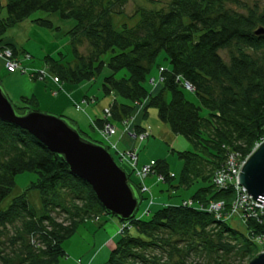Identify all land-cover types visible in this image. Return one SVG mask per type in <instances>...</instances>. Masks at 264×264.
<instances>
[{"label": "trees", "instance_id": "16d2710c", "mask_svg": "<svg viewBox=\"0 0 264 264\" xmlns=\"http://www.w3.org/2000/svg\"><path fill=\"white\" fill-rule=\"evenodd\" d=\"M6 1L0 38L37 11L57 13L75 23L67 35L76 63L64 66L53 58L47 60V71L60 84L93 82L110 70L103 94L115 100L109 106L110 119L104 113L105 118L92 124L94 131L107 120L122 124L142 105L143 119L149 108H156L171 132L184 136L195 149L179 153L184 163L179 184L191 188L202 181L208 186L196 193L191 205H184L186 201L163 205L148 220L137 212L131 221L121 222L126 227L105 264H248L255 258L257 239L264 234V215L246 218L244 232L230 228L226 221L232 217L227 215L233 190L217 188L213 179L228 155L245 159L264 139V34H255L264 31V12L246 8L240 0H171L167 8L139 10L135 27L118 29L114 18L124 14L127 0ZM3 8L0 0V15ZM36 24L54 29L49 20L39 19ZM7 46L14 56L20 55L15 46ZM222 50L230 53L228 64L219 54ZM162 52L170 66L159 67L161 88L155 93L146 83ZM186 82L193 91L186 90ZM188 93L198 98L199 106L188 99ZM21 105L17 109L24 111L35 109L38 102L22 99ZM135 130L139 134L146 129L137 123ZM125 171L141 201L147 199L133 169ZM154 171L164 183L172 185L176 179L165 161H156ZM25 172L38 175L32 188L40 191L46 214L37 216L26 193L0 211V264H58L66 255L64 241L79 225L111 214L92 187L73 176L58 155L27 131L0 121V205L15 188L16 177ZM218 202L223 203L219 218L209 210Z\"/></svg>", "mask_w": 264, "mask_h": 264}, {"label": "rangeland", "instance_id": "374dc122", "mask_svg": "<svg viewBox=\"0 0 264 264\" xmlns=\"http://www.w3.org/2000/svg\"><path fill=\"white\" fill-rule=\"evenodd\" d=\"M3 1V10L1 11V18L7 17V1ZM171 0H157L154 2L150 0H127L124 5V14L115 16L114 21L115 25L118 29H122L124 25L129 28L135 27L140 21V15H138V11L141 9H158V8H167L168 4ZM242 5L246 8L255 9L258 13L264 12V0H240ZM227 8L232 10H237L239 12L245 13V10L237 7L236 5H228ZM39 19L49 20L54 24V29H48L40 27L36 24V21ZM74 22L71 20H63L57 13H46L42 11H37L32 14L27 20L21 22L20 24L14 26L9 29L7 33L2 37L3 41H9L10 44L15 45V47L19 50V57L22 60V63H26L29 65H34L39 69H48L47 60L48 58H53L55 61H58L60 64L64 66L74 65L76 60L73 55V48L71 46V39L67 35V32L74 26ZM0 46H2L0 44ZM7 46V45H6ZM8 47V46H7ZM10 48V47H8ZM83 52H86V47L83 48ZM220 56L224 60L226 64L229 63V51L222 50L220 51ZM29 57V58H28ZM110 56L107 57V60ZM170 62L167 59V56L164 52H162L156 60L155 65L150 74V80L146 83V87L151 92H158V87L160 86V71L159 67L169 68ZM23 67V66H22ZM19 73V72H18ZM19 73V76L23 77L24 81L27 83L28 78L30 77L27 74ZM111 75L109 69H105L98 77L97 80L93 82H84L78 85H71L68 83L62 84L69 92H72L70 89L75 88L77 91V95H85L89 94L90 96L98 97V111L103 108L104 104L111 100V98L104 97L103 94V82L104 79ZM123 75V74H122ZM121 74L117 75V78L122 77ZM6 76L4 61L0 59V85L5 89L8 87L9 81L4 84V78ZM29 76V77H28ZM154 80V82H153ZM12 84V83H11ZM34 83L31 82V85ZM42 90L44 93L47 92V97L50 98V85L49 88L43 84ZM18 86H21L18 85ZM47 88H46V87ZM7 93V92H6ZM43 93V94H44ZM62 95V94H61ZM188 99L195 103L196 105H200V102L196 96L192 93H188ZM11 99V98H10ZM166 99L171 100L170 94L166 95ZM12 101V100H11ZM13 102V101H12ZM16 108L21 110V105L18 103H13ZM49 107L50 102L47 99L46 103H43ZM29 107V106H28ZM33 108V107H29ZM39 108V107H38ZM39 110L41 112L54 115L49 111H45L42 108ZM143 106H138L135 108L133 117L134 123L131 128L135 126V123H142V113ZM49 112V113H48ZM105 111H102L104 114ZM202 114L205 115L206 112L202 111ZM77 116H82V125L79 129L91 138L92 141L102 142L105 147H108L103 141L101 135L91 129L88 120L84 119L85 115L79 113ZM58 116V115H55ZM80 116V117H81ZM60 117V115H59ZM65 117V116H64ZM94 117V113H93ZM67 118V117H66ZM69 119V118H68ZM80 119V118H79ZM72 121V119H69ZM73 122V121H72ZM144 127L149 129L151 135L145 141H141L139 139H134L137 142V147H140V151L137 149V153L139 155L143 154L144 158L150 160L153 157L156 161H165L170 169L172 175L176 177L173 179V183L168 184L161 181H158V173L151 175L148 179L145 180V184L150 186L151 196L154 199V205L151 209V215L147 216V211L150 208L151 197L148 195V198L143 197L144 199L141 201L138 217H142L144 220H148L152 217V215L160 209L163 205H181L184 201L189 202L196 193L208 186L207 183L199 181L195 183L191 188L181 187L179 184L180 175L182 173L184 163L183 160L179 157L180 152H194L195 149L193 145L184 137L180 135H175L171 132L170 128L164 124L158 117V110L156 108H149L148 116L146 117ZM119 134H123L125 128L122 124L117 125ZM126 134V133H125ZM129 139H131V136ZM131 139V141H132ZM264 141V139L262 140ZM111 142L112 138H111ZM115 144V143H114ZM256 148V147H255ZM254 148V149H255ZM253 149V150H254ZM112 154L115 155V158L119 160V156L115 154L114 150L109 149ZM123 150V149H122ZM249 156V155H248ZM247 156V157H248ZM246 157V158H247ZM243 159V160H246ZM121 162V161H120ZM121 166L124 170L130 171V166L127 163H121ZM136 178V177H135ZM38 181V175L31 172H25L19 174L16 177V185L11 194L1 203L0 211L7 210L9 206L12 204L13 200L22 196L23 194H27L29 204L31 208L35 211L38 217L44 216L45 209L42 203L41 193L38 189H33L32 185ZM157 181V182H156ZM104 222L99 225L95 220H89L81 225H79L75 234L64 241L62 247L65 251V256L61 257L58 264H105L113 248L116 246V243L120 237L121 229L124 224H121L114 216H103L102 219ZM115 221L116 224H112L111 221ZM227 225L232 228L239 230L241 232L245 231V225L238 215H234L226 221ZM121 225V227H120ZM120 229V230H119ZM119 230V233H118ZM259 246V253L264 251V245L262 243H257Z\"/></svg>", "mask_w": 264, "mask_h": 264}, {"label": "water", "instance_id": "95a60500", "mask_svg": "<svg viewBox=\"0 0 264 264\" xmlns=\"http://www.w3.org/2000/svg\"><path fill=\"white\" fill-rule=\"evenodd\" d=\"M255 34L263 35L264 31L259 29ZM0 121L27 131L58 155L73 176L92 187L109 214L121 222L135 218L141 204L139 191L111 151L86 137L74 122L36 109L19 111L1 85ZM238 184L246 189L253 203L263 204L264 141L246 158L238 175ZM248 264H264V251Z\"/></svg>", "mask_w": 264, "mask_h": 264}, {"label": "built area", "instance_id": "2783aa9c", "mask_svg": "<svg viewBox=\"0 0 264 264\" xmlns=\"http://www.w3.org/2000/svg\"><path fill=\"white\" fill-rule=\"evenodd\" d=\"M0 59L4 61L5 67L9 73L14 74L19 72L21 74H27V71L22 67V60L19 56H14L11 48H8L7 46H0ZM29 76L30 78H35L42 81L45 79H52L56 84H60L59 80L56 77L50 75L46 70L37 71L33 74H30ZM160 82L161 79L159 84ZM185 88L188 91H193V87L188 82L185 83ZM83 104L89 103L85 100ZM77 107L78 109H81V105H78ZM110 112L111 111L109 108L105 110L106 119H110ZM134 121V117L132 116V118L122 123L125 128L124 133L130 135L134 139L145 141L149 138L151 133L148 130H144L142 133L137 134L135 130L137 123H135L133 130H131ZM117 130V125L108 120L104 123L102 128L97 129L108 148L112 149V151L114 150L115 154L119 156L121 163L125 162L128 164V166H130V168L133 169L135 177L140 183L141 192L151 197L150 205H153L154 199L150 195L151 191L150 188L145 184V180L151 175L156 174L154 171V163L151 162L150 164L140 167L138 166L139 154L135 148L128 149L124 152L119 151L116 144L111 142V138L117 134ZM258 145H256V147ZM244 162L245 160H243L238 154L228 155L224 166L215 174L213 179V183L217 188H225L227 186L232 188L234 200L230 206L229 214L227 216L231 217L238 215L242 222H244L246 218L256 217L258 214L264 215V201L262 205L259 203H253L252 198L247 196L248 193L246 189L238 184V175ZM158 181L163 182L164 179L161 176H158ZM184 205H191V202H185ZM222 208L223 203L218 202L210 204L209 210L215 212L216 217L219 218L220 216L218 213ZM125 227L126 225H123L121 232ZM257 243H262L264 245V234L260 236L259 239H257Z\"/></svg>", "mask_w": 264, "mask_h": 264}, {"label": "crops", "instance_id": "0c3cea01", "mask_svg": "<svg viewBox=\"0 0 264 264\" xmlns=\"http://www.w3.org/2000/svg\"><path fill=\"white\" fill-rule=\"evenodd\" d=\"M10 43L11 42L3 41L2 38H0V44L2 46H6L7 44H10ZM11 45H13V44H11ZM13 46H15V45H13ZM2 62H3V60H2ZM22 66L27 71V74H29V75L33 74L37 71L45 70V69L36 68L34 65H29V64H26L24 62L22 63ZM4 68H5L6 76H4V78L2 77V79H4L5 85H6L5 81L10 82L8 84V87L6 88V92L9 96V98H11V100L13 101V103L17 102L18 105H21L22 99H35L38 102L39 108H42L45 111H49L51 113H54V115H58V116L60 115V117L65 116L69 119H72V121L78 127H80L82 125L83 119H82L81 115L77 116L76 114L81 113V114L85 115L84 119L88 120L91 129H93L92 124L94 122H96L97 120L103 119L104 114H102V111H105L107 108H109L111 103L115 100V96L107 97V98H111V100L107 101L104 104L103 108L100 109L101 111H98L99 110L98 104H100V103L98 102V97H96V96H90L89 94H85L83 96L77 95V93L79 91H77L75 88L70 89L72 92H69L62 84H56L52 79H45L42 81V80H38L35 78L34 79L30 78L28 76L29 78H28V81L26 83L23 80L24 79L23 77H25V76H19L18 75L19 73H14V74L9 73L5 67V64H4ZM20 75H22V74H20ZM31 82L34 84L31 85ZM42 83L45 84L48 88L50 85V87H51V89H50L51 90L50 91L51 97L50 98L47 97V92L44 93V91L42 90V88H43ZM20 84H21V86H18ZM160 88H161V86L158 87V90ZM47 99L50 102L49 107L43 106V105H45L43 103H46ZM85 100L86 101L94 100V101L88 102L89 104H83V102ZM78 105H81V109H78V107H77ZM93 113H94V117H93ZM144 121H145V119H142V123L138 122V124H140L144 129L150 131L149 129H147L146 127L143 126ZM131 139H132V137H131ZM131 139H129V136H127L124 132H123V134H119L118 130H117V134L112 137V141H113V143L116 144L119 151L124 152L128 149H134V148L136 150L138 149L140 151V149H139L140 147H137L136 140L132 139V141H131ZM151 162L155 163L156 160L153 157H151L150 160L147 158H144L143 154L139 155L138 166L141 167L143 165L150 164ZM150 186H148V187H150ZM102 219H103V217L100 220L96 221V223L101 225L104 222ZM111 223L116 224L114 220L111 221ZM120 227H121V225H120ZM119 230H118V233H119Z\"/></svg>", "mask_w": 264, "mask_h": 264}]
</instances>
